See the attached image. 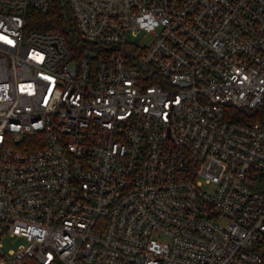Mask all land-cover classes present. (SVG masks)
<instances>
[{
	"label": "built area",
	"instance_id": "obj_1",
	"mask_svg": "<svg viewBox=\"0 0 264 264\" xmlns=\"http://www.w3.org/2000/svg\"><path fill=\"white\" fill-rule=\"evenodd\" d=\"M67 4L0 0V264H264V0Z\"/></svg>",
	"mask_w": 264,
	"mask_h": 264
},
{
	"label": "trees",
	"instance_id": "obj_2",
	"mask_svg": "<svg viewBox=\"0 0 264 264\" xmlns=\"http://www.w3.org/2000/svg\"><path fill=\"white\" fill-rule=\"evenodd\" d=\"M26 27L42 31H55L64 35L74 49L81 51V37L75 26L67 0H51V6L45 13L29 10L26 16ZM264 253V242L262 244ZM26 264H42L29 258Z\"/></svg>",
	"mask_w": 264,
	"mask_h": 264
},
{
	"label": "rangeland",
	"instance_id": "obj_3",
	"mask_svg": "<svg viewBox=\"0 0 264 264\" xmlns=\"http://www.w3.org/2000/svg\"><path fill=\"white\" fill-rule=\"evenodd\" d=\"M152 37V33L150 32H144L141 31L137 34V36H131V35H127V40L132 41V42H138V43H147L150 38ZM224 220H221V222H223ZM24 242V238L21 237H9L6 238L5 242H4V246L5 249L7 248H16V246L20 243Z\"/></svg>",
	"mask_w": 264,
	"mask_h": 264
}]
</instances>
